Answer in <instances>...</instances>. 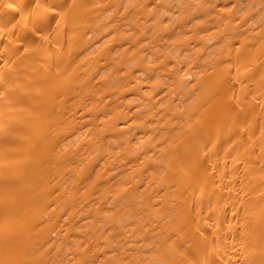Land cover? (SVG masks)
Here are the masks:
<instances>
[{"label": "bare ground", "instance_id": "obj_1", "mask_svg": "<svg viewBox=\"0 0 264 264\" xmlns=\"http://www.w3.org/2000/svg\"><path fill=\"white\" fill-rule=\"evenodd\" d=\"M0 264H264V0H0Z\"/></svg>", "mask_w": 264, "mask_h": 264}, {"label": "snow or ice", "instance_id": "obj_2", "mask_svg": "<svg viewBox=\"0 0 264 264\" xmlns=\"http://www.w3.org/2000/svg\"><path fill=\"white\" fill-rule=\"evenodd\" d=\"M9 7H11V5H9Z\"/></svg>", "mask_w": 264, "mask_h": 264}]
</instances>
